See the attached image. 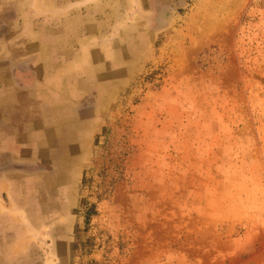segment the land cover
Returning a JSON list of instances; mask_svg holds the SVG:
<instances>
[{"label":"rangeland","instance_id":"1","mask_svg":"<svg viewBox=\"0 0 264 264\" xmlns=\"http://www.w3.org/2000/svg\"><path fill=\"white\" fill-rule=\"evenodd\" d=\"M7 7L9 52L44 98L25 140L81 168L70 194L22 186L34 261L264 264V0Z\"/></svg>","mask_w":264,"mask_h":264},{"label":"crops","instance_id":"2","mask_svg":"<svg viewBox=\"0 0 264 264\" xmlns=\"http://www.w3.org/2000/svg\"><path fill=\"white\" fill-rule=\"evenodd\" d=\"M7 4L8 0H0V264H55L50 255L55 253L52 249L51 253L47 252L45 262L34 261L32 256L39 254L40 247L36 245L32 250V239L40 232L31 227L32 215L24 214L20 218L17 214L16 211H27L30 209L27 206L31 205V201L26 205L18 201V196L23 191L22 186L26 185V190L32 192L39 180L45 190L57 189L64 191L65 195L70 194L73 179L78 178L81 168L77 164L68 169L48 164L40 151L39 140H36L37 145L34 141L25 140L24 113L35 116L33 111L40 110L44 98L37 94L34 96L32 89L24 87L23 63L30 60L26 59L29 57L14 53L15 49L9 52V46L23 43L20 39L8 37L7 33L3 34L2 18H7ZM25 97L36 99L38 105L25 102ZM30 124L33 127L34 123ZM50 139L53 138L47 135L46 141ZM11 205L16 213L11 212Z\"/></svg>","mask_w":264,"mask_h":264},{"label":"trees","instance_id":"3","mask_svg":"<svg viewBox=\"0 0 264 264\" xmlns=\"http://www.w3.org/2000/svg\"><path fill=\"white\" fill-rule=\"evenodd\" d=\"M87 264H93V263H87Z\"/></svg>","mask_w":264,"mask_h":264}]
</instances>
